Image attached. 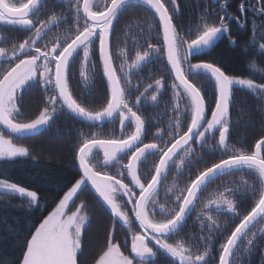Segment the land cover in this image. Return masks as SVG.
<instances>
[{
	"label": "snow or ice",
	"instance_id": "1",
	"mask_svg": "<svg viewBox=\"0 0 264 264\" xmlns=\"http://www.w3.org/2000/svg\"><path fill=\"white\" fill-rule=\"evenodd\" d=\"M130 11L144 12L147 20L146 27L137 26L131 53L117 30ZM181 11L178 0H59V11L47 0H0V30L23 33L0 36V62L6 65L0 68V163L35 160L18 141L51 129L61 115L89 129L80 131L73 146L78 178L61 188L62 197L33 226L13 264H85V237L95 219L80 199L85 190L108 214L94 264H160L162 256L167 264H234L242 242L247 252L264 241L254 231L264 222V134L237 147L231 117L236 88L261 101L264 117V67L252 62L257 79L198 59L225 35L236 44L231 24L247 27L249 12L260 16L250 43L264 55V0H241L236 12L228 0H205L194 29L179 21ZM154 61L163 62L166 74L141 76ZM77 64L85 82L92 79L89 68H99L101 95L86 99L76 93ZM195 76L210 82L211 101ZM34 88L41 95L33 110L25 96ZM168 93L165 111L154 121L146 106L159 107ZM0 193L27 198L30 207L40 204L37 190L6 176ZM194 212L196 231L188 226ZM220 216H230L232 223L222 225ZM118 226L128 229L130 246L128 238L116 239ZM259 247L264 255V243Z\"/></svg>",
	"mask_w": 264,
	"mask_h": 264
},
{
	"label": "trees",
	"instance_id": "2",
	"mask_svg": "<svg viewBox=\"0 0 264 264\" xmlns=\"http://www.w3.org/2000/svg\"><path fill=\"white\" fill-rule=\"evenodd\" d=\"M178 2L182 9L179 21L186 28L192 27L194 29L199 19L203 16L202 9L205 7V0H178ZM240 2L241 0H228L230 11L236 12ZM47 5L49 8L56 7L57 11H59V0H47ZM145 16L146 14L142 11H130L124 14L120 24L117 25V30L121 33V41L128 40L129 53L133 50L132 38L138 35L137 26L146 27L147 20ZM253 16V13H248L250 23L245 28H240L235 22H232L231 35L237 41L236 44L230 43L228 36L225 35L217 42L210 54L203 55L198 59L214 60L229 74L243 77L255 74L257 79H260V74L251 67L253 61H255L257 68L264 67V55H260L258 48L253 47L250 43V30L254 25L260 23L259 14H255V19ZM129 28L131 29L130 35L124 37L123 32L128 31ZM22 35L23 33L21 32L0 30V36L5 39H12ZM2 67H6V65L0 62V68ZM74 71L76 76L73 80V86L78 95L91 99L103 93L105 84L100 78L99 68L95 72L89 68V75L92 78L89 82H85L79 77L78 64L74 65ZM166 72L167 69L162 61H154L144 68L140 75L147 76L149 73L160 75L166 74ZM193 78L197 83L208 89V98L211 101L212 90L210 82L202 76ZM135 80L136 76H133V81L135 82ZM40 95L39 89L30 90L25 96L26 104L34 110L39 105ZM169 98L170 93L161 97L159 107L146 106V114L152 117L154 121L159 120L165 111V105L168 103ZM234 101V106L231 109L233 121L232 141L237 147L241 144H252L255 139L264 134L261 101L250 91L241 88L235 89ZM165 124H167V120H165ZM109 127L105 125V134ZM80 131L87 132L89 129L86 124L81 123L79 120L61 115L51 129L47 131L41 130L38 135L18 141L31 149L32 155L36 157L35 160L18 158L12 163H0V178L6 176L12 182L25 186L29 190H37L41 197L39 206L30 207L27 198L0 193V264H13V261L20 257L25 239L28 238L30 231H34L33 226H38V222L52 210L55 203L58 202V198L62 197L61 188L74 177L78 178L72 156L73 146L77 142ZM91 131H97V129H91ZM151 159L149 158L148 166L151 165ZM111 171L115 172L116 169L113 168ZM183 180L184 177L179 178L181 187L183 186ZM165 183L169 186L173 183L172 174L169 175ZM213 188H215V184L210 185L208 191L210 192ZM207 194L206 192L205 195ZM80 199L86 200L90 212L95 214L92 226L88 228L86 233L85 248L81 259L85 261V264H94V258L97 257L98 252L103 247L108 214L97 204L96 198L89 191L85 190ZM161 202H165L163 197ZM244 207H247V205ZM243 210L242 207L241 211L243 212ZM195 216L196 213L194 212L188 221V226H190L192 231L197 230V225L193 223ZM220 223L222 225L231 224V217L220 216ZM188 226H186L185 231L189 230ZM260 229H264V222H259L254 226V231L258 235H264V233L260 232ZM126 238L129 239L130 246L128 229L118 226L116 239L123 242ZM174 239L176 238L174 237ZM261 243H264V241H258L257 246L250 247L249 251L246 252V241L242 242L234 258V264H241V262L242 264H264V255L261 254L259 247ZM160 264H167V258L160 257Z\"/></svg>",
	"mask_w": 264,
	"mask_h": 264
}]
</instances>
